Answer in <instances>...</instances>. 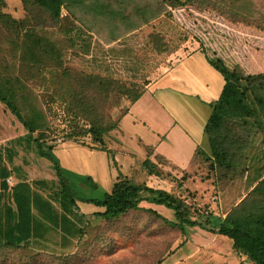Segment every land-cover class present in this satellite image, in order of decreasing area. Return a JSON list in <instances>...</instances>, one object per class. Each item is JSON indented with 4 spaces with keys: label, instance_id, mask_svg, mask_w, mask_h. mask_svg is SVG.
<instances>
[{
    "label": "rangeland",
    "instance_id": "obj_1",
    "mask_svg": "<svg viewBox=\"0 0 264 264\" xmlns=\"http://www.w3.org/2000/svg\"><path fill=\"white\" fill-rule=\"evenodd\" d=\"M250 1L243 6V9H251L250 13L248 10V18L238 24L223 17L212 6H202L198 1L169 6L162 0H82L83 3L80 1L79 4L66 0L60 6V22L57 25L36 27L54 45V58L57 55L60 57L57 64L56 59L49 63L60 64L70 75L44 71L29 77L18 75V89H23L21 98H27L41 114L43 121L40 126L46 133L42 147L63 169L66 186L78 198L79 209L84 213L82 235L73 238L72 244L63 252L55 246L48 249L50 252L57 256L75 253L80 260L75 263L73 260L71 264H241L240 258L231 256L227 244L220 239L216 222L207 225L214 232L198 226L186 227V232H181L156 214L146 211L142 205L141 209L123 219L108 222L88 212L91 204L81 200L101 198L110 185L105 178L111 174L113 179L119 173L128 174L134 182H144L179 195L208 197V189L202 183L210 177V173L206 171L207 164L201 156L193 160L189 172L176 171L174 166L158 159L156 164L150 163L155 173L148 176L150 173L139 158L144 148L139 147L141 152L133 150V141L129 136L126 137L128 142L125 147L116 156L115 125L103 135L104 139L111 138L107 146L113 151V156L104 151L107 157L104 162L96 153L103 150L97 148L98 144L91 141L89 134L71 139L89 147L90 150L85 152L86 163L84 159L81 161L79 150L59 145L53 151L47 146L66 139L68 134L74 135L88 125L85 117L75 115L72 94L76 93L77 99L89 103V113L104 117L108 125L115 124L126 102L171 64L177 50H189L185 45L187 43L194 42L210 59H225L230 69L239 68L244 74L263 72L264 0ZM4 2V12L17 18L26 15L21 0ZM104 5H108V9ZM121 14L128 19L115 20ZM151 15L153 17L127 31V26L138 24L143 17ZM0 53L9 73H17L19 65L26 62L24 50L13 38L1 39ZM85 74L92 77L98 75L112 83L95 86V83H88L90 76ZM32 107L26 112L33 110ZM260 119L262 116H259ZM247 120L248 129L257 137L263 121L251 122V117ZM36 131L32 136L36 135ZM133 133L130 135L138 139L139 132ZM25 134L21 123L0 102V148H10L14 153L12 162L5 161V165L9 169L15 167L16 173L27 180L43 178L54 181L51 163L35 152L33 144L24 138ZM96 148L98 150L94 151ZM11 172L7 181L9 185L16 180L14 169ZM75 173L84 176L80 186L75 185L80 180L71 178ZM177 174L180 176L176 177ZM186 181L189 187H177ZM144 201L153 205L160 216L172 220L170 209L150 200ZM196 201L195 206L199 210L207 208L205 201ZM206 212L209 213L207 209Z\"/></svg>",
    "mask_w": 264,
    "mask_h": 264
},
{
    "label": "trees",
    "instance_id": "obj_2",
    "mask_svg": "<svg viewBox=\"0 0 264 264\" xmlns=\"http://www.w3.org/2000/svg\"><path fill=\"white\" fill-rule=\"evenodd\" d=\"M21 1L26 15L17 18L2 10L5 2L0 0V41L3 37L13 38L19 42L26 54L24 57L26 62H22L17 73L13 74L5 69L1 61L4 60V56L1 57L0 53V102L26 130L24 138L33 144L35 152L51 163L55 180L38 178L28 181L17 173L18 180L9 186L6 178L10 175L11 169L4 164V155L12 162L14 153L10 148L0 150V264H52V262L71 264L73 260L74 263L80 260L75 257V253L57 256L49 250L55 246L63 252L72 244L73 238L82 235L84 226L81 221L84 213L79 209L78 198L68 190L60 166L42 147L46 133L44 127L40 126L43 121L41 114L31 106L33 103L27 98H21L20 93L23 89L21 91L18 89L20 75L29 77L41 71L61 76L70 75L60 64L56 65L60 57L57 55V58H54L56 56L54 45L36 29L39 26L57 25L60 22V6L66 0ZM72 1H76L77 4L80 1L83 3L82 0ZM196 1L202 6H212L223 17L238 24L243 23L245 18H248V10L249 13L251 11L249 8L243 9L245 4L251 3L250 0H162L169 6ZM220 2L219 6L216 5ZM104 7L108 9V5ZM104 7L103 10L106 12ZM153 15L143 17L138 24L127 26V31ZM127 19L126 15L122 14L115 18L119 21ZM53 59H56V64L49 63L54 61ZM207 60L221 74L223 85L218 98L212 103L211 113L204 125L210 155L197 147L191 164L195 158L201 156L207 164L206 171L213 178L215 189L222 190L238 177L245 155L252 146L253 138L256 137L254 135L256 133L248 129L247 125H250L247 124V119L251 117V122L263 121L258 134L264 130V71L244 74L239 68L230 69L220 58ZM85 76H90L88 83H95V86L112 83L98 75ZM71 97L75 101V104L71 103L76 110L75 115L85 117L88 125L74 135L68 134L67 138L89 134L91 141L98 144V149L113 156V151L105 146L103 135L114 125L117 127V121L115 124H106L104 117L89 113L91 111L89 103L77 99L76 93ZM30 107L33 110L26 112ZM259 116H262V119L258 120ZM35 131L36 135L32 136ZM52 146L48 145L47 149L51 150ZM141 164L148 173H155L154 166H151L148 159H144ZM81 200L97 208L90 213L108 222L123 219L133 211L141 209L140 202L144 200L170 209L173 218L167 220L154 209L145 207L146 211L156 214L169 226L181 232H186L187 226L194 225L214 232L213 228L207 225L216 222V232L230 238L236 252L245 256L240 258L241 264H264L262 227L264 222H225V218L219 220L206 212L205 208L199 210L195 206L198 202L190 195H179L173 191L154 188L144 182L137 183L119 173L101 198ZM31 249L35 251L30 252Z\"/></svg>",
    "mask_w": 264,
    "mask_h": 264
},
{
    "label": "crops",
    "instance_id": "obj_3",
    "mask_svg": "<svg viewBox=\"0 0 264 264\" xmlns=\"http://www.w3.org/2000/svg\"><path fill=\"white\" fill-rule=\"evenodd\" d=\"M185 45L189 47V50L184 51L182 48L177 50L175 52L177 56L171 64L141 90H138L123 106L114 134L116 156L117 154L119 156L118 152L128 142L126 141L127 136L133 141L131 142L133 150L139 149L141 152L139 147L144 148V153L139 154L141 162L148 159L150 163L156 164L158 159H162L174 166L176 171H191L190 164L197 147L210 155L204 125L211 113L212 103L220 94L223 78L209 64L207 53L196 47L194 42ZM222 60L225 65H228L225 59L222 58ZM135 131L139 132L138 139L130 135ZM109 139L111 138L104 139L106 147L110 142ZM251 144L242 163L241 173L233 183L226 185L222 190H217L210 176L202 183L208 189L206 194L209 196L194 197V200L205 201L206 209L219 220L225 218V222H264V130ZM59 145H66V147L73 148L72 150L81 151V161L84 159L83 162H87L85 152L90 149L86 145L71 139H64L55 143L52 150H56ZM3 149L4 147L0 148V150ZM103 152H96L102 162L107 158L106 153ZM5 161L7 162L8 159L4 155V164ZM6 167L9 168L7 165ZM10 169H14L13 175L16 182L18 177L15 167H10ZM61 171L64 174L62 168ZM123 175L130 178L128 174L123 173ZM152 175L153 173H150L148 176ZM179 176L180 174L176 175V177ZM83 177L82 174L75 173L71 178L80 180L75 182L76 186H80ZM113 179L109 174L105 182L111 184ZM95 182L100 185V182ZM7 183L9 185V182ZM182 185L179 184L177 187H189L187 181ZM141 202L140 205L154 209L153 205H148L145 201ZM88 208V212L97 209L93 205H89ZM220 237L227 244L231 256L245 257L242 254L239 255L232 247L230 238L224 235Z\"/></svg>",
    "mask_w": 264,
    "mask_h": 264
},
{
    "label": "built area",
    "instance_id": "obj_4",
    "mask_svg": "<svg viewBox=\"0 0 264 264\" xmlns=\"http://www.w3.org/2000/svg\"><path fill=\"white\" fill-rule=\"evenodd\" d=\"M6 180H8V178H6Z\"/></svg>",
    "mask_w": 264,
    "mask_h": 264
}]
</instances>
